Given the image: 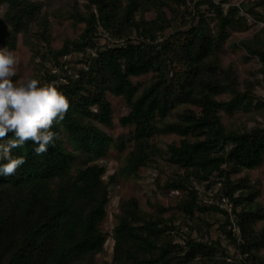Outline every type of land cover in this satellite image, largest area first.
<instances>
[{
    "label": "trees",
    "instance_id": "1",
    "mask_svg": "<svg viewBox=\"0 0 264 264\" xmlns=\"http://www.w3.org/2000/svg\"><path fill=\"white\" fill-rule=\"evenodd\" d=\"M231 2L67 0L60 12L55 0H0V47L15 49L21 37L34 64L23 110L11 108L12 78L0 84V114L12 109L0 116V264H264L260 191L247 173L232 177L264 160V122L247 126L264 109L260 80L240 88L219 54L233 31L249 29L242 12L261 21L234 46L258 61L264 83V12L256 9L264 0ZM63 14L83 27L55 48L52 23ZM108 95L127 106L117 136L105 130L114 124ZM162 135L178 140L162 148ZM112 147L126 151L121 178L157 158L173 168L161 187L181 194L177 213L159 202L146 211L132 196L102 230L115 179L104 181L98 161ZM194 182L219 185L220 203L205 202ZM209 213L222 215L219 229L240 259L220 239H204ZM108 236L110 259L97 262Z\"/></svg>",
    "mask_w": 264,
    "mask_h": 264
},
{
    "label": "rangeland",
    "instance_id": "2",
    "mask_svg": "<svg viewBox=\"0 0 264 264\" xmlns=\"http://www.w3.org/2000/svg\"><path fill=\"white\" fill-rule=\"evenodd\" d=\"M67 0H60V2H65ZM216 2L218 0H215ZM254 0H232V4L240 6L242 2H253ZM59 0H55L54 7L61 8L60 12H65L69 10V6L60 3ZM227 8L228 4H224ZM5 6H0V15L3 14ZM257 10L264 12V7H257ZM247 24L250 26L246 31H233L229 39L225 42L223 48L220 51L221 62L224 66H231L236 72L238 80L240 82V88L242 87L245 80L256 81L260 80L256 84L255 93L258 97L264 99V83L262 80V75L257 72L259 68L258 61L253 58L245 60V51L241 48L235 47L234 44L239 40L251 37L253 33L259 30L263 23L255 18H253L248 13L242 12ZM63 15H58V18L53 20L51 34L53 37L52 45L58 48L62 45L63 39L65 37H76L81 32L83 27L82 23H79L76 27L70 25V19ZM151 15H148L150 17ZM113 43L118 41H111ZM75 56L81 57V54H72L68 57L73 58ZM31 52L22 43L21 37H19L15 49H4L0 47V84L5 78H12L7 90L10 92V104L11 108L23 110L27 105L28 101L26 99V91L31 82L32 74L34 73V64L30 63ZM38 61V59H36ZM146 76V78H148ZM144 79V77L135 78L134 80ZM109 100L112 103L113 114H114V124L110 128H105V130L113 136H117L122 131L126 130L122 128L117 119L119 116L123 115L127 111V106L125 102L120 99L108 95ZM9 111L1 113L0 116H8L12 109ZM254 118L250 117L247 119V126H252L255 124V120L258 122H264V109L261 113L252 115ZM255 119V120H254ZM223 121H226V116H223ZM173 140H178L175 135H162L158 137V143L162 148H165L168 143ZM126 151L119 153L114 147H112L108 154L100 159L98 162L102 164L106 172L103 176L105 182L108 181L111 175H114L115 182L109 185V202L107 205V214L103 222L100 224L102 230L111 231L112 227L117 223L116 214L119 212L120 203L129 197H135L138 200L140 207L146 211L150 210L151 202H159L162 205L169 207L172 212L177 213L176 204L178 199L181 197L176 191H165L162 189L161 185L167 180L173 173V168L165 163L160 158L156 161L149 163L147 166L142 167L139 170L137 177L121 178L117 170L123 164L125 159ZM248 174L250 180L254 184L255 188L259 189L260 195L257 198L258 202L264 208V160L261 166L254 170L247 172H241L239 174L232 175L233 178ZM195 186L200 191V196L205 202H218L215 193L218 190L219 185L212 186L213 188H205L204 184L195 183ZM224 207L228 208L227 204H223ZM204 218L209 220L211 223L209 233L204 236V239H220L222 246H224L228 253L234 254L235 248L230 244L226 237L222 234L219 229V224L223 222L222 215L218 213L205 214ZM185 232H189L187 228H184ZM191 236L196 238L198 235L195 232L191 233ZM113 240L110 236L107 237L104 250L102 253L95 255L97 262L101 260H109L112 252ZM264 255V249L262 250Z\"/></svg>",
    "mask_w": 264,
    "mask_h": 264
},
{
    "label": "built area",
    "instance_id": "3",
    "mask_svg": "<svg viewBox=\"0 0 264 264\" xmlns=\"http://www.w3.org/2000/svg\"><path fill=\"white\" fill-rule=\"evenodd\" d=\"M116 43H118V42H115L114 44H116ZM241 257H242L241 254H238V253H237L236 255H234L233 258H234L235 260H238V259H240ZM230 259H231V258H230Z\"/></svg>",
    "mask_w": 264,
    "mask_h": 264
}]
</instances>
